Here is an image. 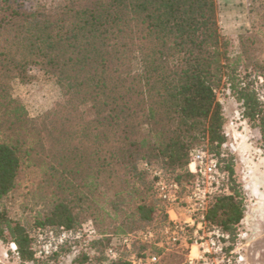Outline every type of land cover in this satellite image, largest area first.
Segmentation results:
<instances>
[{
    "label": "trees",
    "instance_id": "obj_1",
    "mask_svg": "<svg viewBox=\"0 0 264 264\" xmlns=\"http://www.w3.org/2000/svg\"><path fill=\"white\" fill-rule=\"evenodd\" d=\"M256 4L264 20V0H249L250 11ZM233 47L216 0H0V240L15 245L22 262L47 264L74 243L36 258L35 234L91 225L96 236L85 233L76 264H131L130 255L149 246H114L112 238L168 223L151 170L163 169L186 192L195 177L191 153L201 148L230 181L211 198L208 224L234 234L245 204L234 157L223 149L218 94L236 99L259 129L263 150L264 104ZM34 68L67 98L42 122L12 93ZM31 173L38 179L27 197L36 209L22 221L10 215L7 200Z\"/></svg>",
    "mask_w": 264,
    "mask_h": 264
},
{
    "label": "rangeland",
    "instance_id": "obj_2",
    "mask_svg": "<svg viewBox=\"0 0 264 264\" xmlns=\"http://www.w3.org/2000/svg\"><path fill=\"white\" fill-rule=\"evenodd\" d=\"M216 2L221 32L224 36L233 38V56L243 55L245 65L251 73L249 79L254 82L258 95H264V20L257 8L258 4L250 11L249 0ZM239 37H243L244 46L239 44ZM257 67L261 69L258 72L255 71ZM29 75V82L16 81L12 84V93L25 105L31 118L42 122L46 114L63 109L67 98L53 78L38 68L32 69ZM218 98L226 117L224 131L227 142L223 149L234 157L235 177L241 187L245 204L243 220L236 232L230 233V253H226V260L220 264H264V150L261 134L257 127L243 117L240 104L228 91L220 92ZM37 179L36 174H29L22 187L7 200L13 218L30 220L35 214L33 211L36 208L27 193L30 183ZM192 180L196 181V175ZM163 227L154 229L157 239L163 240ZM88 239L85 235L84 238L72 241L74 245L71 248H67L62 255L51 259L47 264H76L75 258L84 251V244ZM148 246L149 250L153 247L161 250L159 264L185 263L188 248L184 245L168 249L154 244ZM37 260L22 262L16 246L0 240V264H40L41 259Z\"/></svg>",
    "mask_w": 264,
    "mask_h": 264
},
{
    "label": "built area",
    "instance_id": "obj_3",
    "mask_svg": "<svg viewBox=\"0 0 264 264\" xmlns=\"http://www.w3.org/2000/svg\"><path fill=\"white\" fill-rule=\"evenodd\" d=\"M264 104V95H258ZM145 167H149L145 164ZM189 171L196 175V181L182 192V185L169 180L163 169L151 170L156 197L166 206L168 223L162 229L163 240L158 241L154 229L147 228L135 233L112 238L114 246L130 248L134 243L154 244L169 247L186 246L188 253L184 264H220L230 253L231 234L220 227L210 226L206 213L211 198L225 192L229 186L228 174L221 170L218 159L208 149L201 148L191 153ZM87 236L94 238L96 232L91 225L83 230H40L34 246L36 258H49L58 253L68 243ZM229 251V252H228ZM111 260L118 257L115 248L108 250ZM161 255H130L131 264H158Z\"/></svg>",
    "mask_w": 264,
    "mask_h": 264
}]
</instances>
